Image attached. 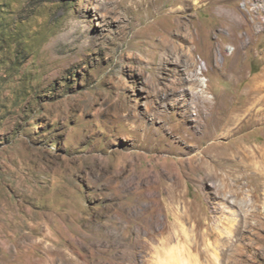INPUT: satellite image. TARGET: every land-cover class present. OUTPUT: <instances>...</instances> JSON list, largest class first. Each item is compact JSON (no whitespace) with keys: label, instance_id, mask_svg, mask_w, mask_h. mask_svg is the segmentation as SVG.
Segmentation results:
<instances>
[{"label":"rangeland","instance_id":"374dc122","mask_svg":"<svg viewBox=\"0 0 264 264\" xmlns=\"http://www.w3.org/2000/svg\"><path fill=\"white\" fill-rule=\"evenodd\" d=\"M196 1L0 0V264H264V0Z\"/></svg>","mask_w":264,"mask_h":264},{"label":"bare ground","instance_id":"6f19581e","mask_svg":"<svg viewBox=\"0 0 264 264\" xmlns=\"http://www.w3.org/2000/svg\"><path fill=\"white\" fill-rule=\"evenodd\" d=\"M139 3H141V4H139V8H138V10L139 11H143V9H144V6H143V4H144V2H145V0H137ZM147 1V0H146ZM194 3L195 4H197V1L196 0H194ZM227 50L228 51H230V50H232V47H228L227 48ZM209 63V62H208ZM205 65H207L206 64V62H205ZM202 72V67H199V68H197V70L195 71V74H196V76H194V78L192 79V81H194L196 84H198V86H200L201 88L199 89V91H200V93H203L204 92V87H205V85H204V83L202 82V80L201 79H199V77L197 76L198 74H200ZM193 82V83H194ZM67 261H69V259H67L64 255L62 256V258L60 259V264H66L67 263ZM55 263V262H54ZM177 264H186V263H183V262H181V261H177Z\"/></svg>","mask_w":264,"mask_h":264}]
</instances>
